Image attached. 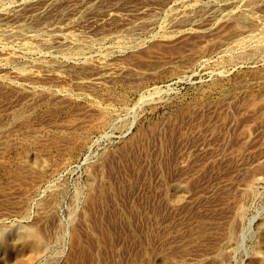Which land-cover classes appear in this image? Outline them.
Masks as SVG:
<instances>
[{
    "label": "rangeland",
    "instance_id": "rangeland-1",
    "mask_svg": "<svg viewBox=\"0 0 264 264\" xmlns=\"http://www.w3.org/2000/svg\"><path fill=\"white\" fill-rule=\"evenodd\" d=\"M263 28L264 0H0V264L24 226L29 264H256Z\"/></svg>",
    "mask_w": 264,
    "mask_h": 264
},
{
    "label": "bare ground",
    "instance_id": "bare-ground-1",
    "mask_svg": "<svg viewBox=\"0 0 264 264\" xmlns=\"http://www.w3.org/2000/svg\"><path fill=\"white\" fill-rule=\"evenodd\" d=\"M263 24V23H262ZM261 24V25H262ZM260 25V26H261ZM264 29V28H263ZM251 31V30H250ZM249 34V33H248ZM252 34V33H250ZM261 34V33H260ZM247 35V34H245ZM253 35V34H252ZM250 37V36H249ZM243 39V38H242ZM253 39V38H252ZM257 39V38H255ZM263 40V39H262ZM245 42V41H244ZM256 42V41H255ZM233 43V42H232ZM247 44V43H246ZM239 46V45H238ZM245 46V45H244ZM248 48V47H247ZM248 52V51H247ZM256 52V51H255ZM257 54V53H256ZM244 58V57H243ZM232 62V61H231ZM264 70V69H263ZM261 71V70H260ZM260 73V72H259ZM256 77V76H255ZM218 79V78H217ZM238 79V78H237ZM244 81V80H242ZM219 82V81H217ZM221 82V81H220ZM235 82V81H234ZM237 82V81H236ZM247 82V81H246ZM215 83V81H214ZM229 83V82H228ZM252 85V84H251ZM250 85V86H251ZM213 86V85H212ZM240 86V85H239ZM242 86V84H241ZM248 86V85H247ZM249 86V87H250ZM259 86V85H258ZM232 87V86H231ZM238 89V88H237ZM247 89V88H246ZM263 89V88H262ZM261 89V90H262ZM260 90V91H261ZM202 91V90H200ZM219 91V90H218ZM222 91V90H221ZM255 91V90H253ZM259 91V92H260ZM235 92V91H234ZM251 92V91H250ZM252 93V92H251ZM264 93V92H263ZM263 93H260L261 95H264ZM231 94V93H230ZM229 94V95H230ZM236 94V93H234ZM259 94V95H260ZM243 95L245 96V93H243ZM248 95V92L247 94ZM197 96V95H196ZM118 98V97H117ZM243 98V97H241ZM240 99V98H239ZM256 99H259L258 95H257V98ZM250 100V99H249ZM252 101V100H251ZM250 101V102H251ZM244 102V101H243ZM262 102V101H261ZM246 107V106H245ZM181 108V107H180ZM172 109V108H171ZM260 109V108H259ZM262 109V108H261ZM260 109V110H261ZM257 110V109H256ZM114 118V117H113ZM105 121V120H103ZM109 125V124H108ZM30 159V158H29ZM38 160V159H37ZM263 161V160H262ZM34 163V162H33ZM104 164V163H103ZM262 168V167H261ZM250 170V169H249ZM89 171V170H88ZM257 172V171H256ZM259 172V171H258ZM257 172V173H258ZM253 174V173H252ZM251 174V175H252ZM249 177V176H248ZM247 178V177H246ZM255 178V177H254ZM260 178V177H259ZM257 179V178H256ZM89 180V179H87ZM86 180V181H87ZM94 180V179H93ZM244 180V179H243ZM248 181V180H247ZM88 182V181H87ZM262 182V181H260ZM92 183V182H90ZM243 183V182H242ZM257 184V183H256ZM242 186V185H241ZM99 187V186H98ZM257 187V186H256ZM87 188H90V184L88 183L87 184ZM83 191V190H82ZM178 194V193H177ZM251 195V194H250ZM90 198V197H89ZM245 200V199H244ZM250 200V199H249ZM87 201H89L90 203V199ZM88 203V202H87ZM240 203V202H238ZM246 203V202H245ZM243 205V204H242ZM244 206V205H243ZM243 208V207H242ZM239 210V209H238ZM244 210V209H243ZM243 212V211H242ZM244 213V212H243ZM242 215V213H241ZM245 217V216H244ZM244 221V219H243ZM243 223V222H242ZM239 224V223H238ZM23 225V224H22ZM21 228V227H20ZM247 228V227H246ZM250 228V227H249ZM40 229V228H39ZM3 230V229H2ZM42 230V229H41ZM44 231V230H43ZM236 232V231H235ZM238 232V230H237ZM236 236V233H234ZM238 235V234H237ZM239 236V235H238ZM3 237V236H2ZM44 237V236H43ZM228 237V236H227ZM1 238V237H0ZM19 240V239H18ZM23 241V244L22 246L20 247V249H14L13 246L11 244H8V243H4L1 248H2V251L4 253V255L6 254L7 257H9V259L11 260L12 264H29L30 261L36 256V255H39L40 253H42L45 249V244L42 240V237H41V234L39 231H37L34 227H31V226H24L23 228V234L21 236V239ZM233 241V240H232ZM77 242V241H76ZM234 243V242H233ZM237 243V242H236ZM235 244V243H234ZM238 244V243H237ZM220 245V244H219ZM259 246H260V252L256 255L255 257V263L256 264H264V225H260L259 226ZM19 247V246H18ZM231 247V246H229ZM227 247V248H229ZM236 247V246H235ZM234 247V248H235ZM233 248V249H234ZM226 250V249H225ZM231 250V249H229ZM222 251V250H221ZM224 251V250H223ZM213 252V251H212ZM173 255V254H172ZM214 256V255H213ZM224 256V255H223ZM220 257V256H219ZM168 258V257H167ZM177 259V258H176ZM161 260V259H160ZM173 260V259H172ZM218 260V259H217ZM5 261V260H4ZM9 260H7L8 262ZM217 262V261H216ZM214 260H211V263L212 264H221V263H216ZM226 263V262H225ZM4 264V263H3ZM34 264V263H33ZM162 264H185V262L183 263H175L174 261H166V262H163ZM251 264V263H250Z\"/></svg>",
    "mask_w": 264,
    "mask_h": 264
}]
</instances>
